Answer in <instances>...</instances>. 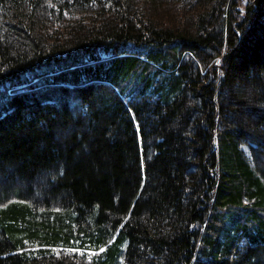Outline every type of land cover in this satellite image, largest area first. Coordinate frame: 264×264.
I'll list each match as a JSON object with an SVG mask.
<instances>
[{
  "label": "trees",
  "instance_id": "obj_1",
  "mask_svg": "<svg viewBox=\"0 0 264 264\" xmlns=\"http://www.w3.org/2000/svg\"><path fill=\"white\" fill-rule=\"evenodd\" d=\"M0 176V264H264V0H0Z\"/></svg>",
  "mask_w": 264,
  "mask_h": 264
},
{
  "label": "rangeland",
  "instance_id": "obj_2",
  "mask_svg": "<svg viewBox=\"0 0 264 264\" xmlns=\"http://www.w3.org/2000/svg\"><path fill=\"white\" fill-rule=\"evenodd\" d=\"M242 149L245 152V154H247L249 156V148H248L247 144H243ZM4 183H11V181L0 176V188H1V186L4 185ZM13 184L19 185V183L16 180H14ZM25 185L27 187L28 183H20V186H22V187ZM31 185H32L31 187H32L33 192H34V196H36L38 199H40L43 195L40 194L39 189L47 188V184H46L44 175L40 179H34V181H32ZM45 197L46 196H44V198ZM121 263L123 264V261H121Z\"/></svg>",
  "mask_w": 264,
  "mask_h": 264
}]
</instances>
